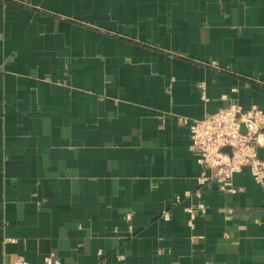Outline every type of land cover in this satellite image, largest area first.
<instances>
[{"label":"crops","instance_id":"0c3cea01","mask_svg":"<svg viewBox=\"0 0 264 264\" xmlns=\"http://www.w3.org/2000/svg\"><path fill=\"white\" fill-rule=\"evenodd\" d=\"M230 104L264 112V0H0V264H264L249 168L195 195L182 120Z\"/></svg>","mask_w":264,"mask_h":264},{"label":"built area","instance_id":"2783aa9c","mask_svg":"<svg viewBox=\"0 0 264 264\" xmlns=\"http://www.w3.org/2000/svg\"><path fill=\"white\" fill-rule=\"evenodd\" d=\"M204 98V96H203ZM190 133V150L201 167L196 178L195 195L200 190L215 183L222 192L234 193L232 179L248 167L253 181L264 188V160L258 150L264 147V112L256 106L247 109L238 104H230L216 113L200 120L183 119ZM179 201V198H177ZM188 225L192 226L199 212H204L203 204L185 208ZM130 219V216H126ZM162 218L169 220L166 212ZM15 264H29L19 259ZM43 264H61L58 259L48 256Z\"/></svg>","mask_w":264,"mask_h":264}]
</instances>
